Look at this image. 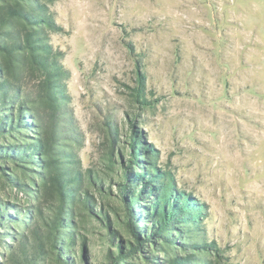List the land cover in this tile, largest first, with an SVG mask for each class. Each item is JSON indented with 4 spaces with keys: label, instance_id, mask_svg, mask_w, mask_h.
Returning <instances> with one entry per match:
<instances>
[{
    "label": "rangeland",
    "instance_id": "1",
    "mask_svg": "<svg viewBox=\"0 0 264 264\" xmlns=\"http://www.w3.org/2000/svg\"><path fill=\"white\" fill-rule=\"evenodd\" d=\"M0 32L10 45L36 33L52 52L48 66L64 70L59 156L38 152L18 163L0 155V264H14L11 246L30 242L39 212L61 206L48 166L57 158L66 173H82L68 187L90 194L96 212L84 199L66 201L72 223L58 236L76 233L64 250L72 263L48 243L37 264H110L114 234L135 241L123 192L131 169L158 171L136 209L145 212L167 185L188 218L173 231L177 243L159 239L129 262L190 255L189 264H264V0H0ZM14 53L0 50V82L33 90L35 101L22 105L33 108L30 117L45 113L44 71L22 47ZM45 136L25 125L0 132V146Z\"/></svg>",
    "mask_w": 264,
    "mask_h": 264
},
{
    "label": "trees",
    "instance_id": "2",
    "mask_svg": "<svg viewBox=\"0 0 264 264\" xmlns=\"http://www.w3.org/2000/svg\"><path fill=\"white\" fill-rule=\"evenodd\" d=\"M18 15L27 17L32 22H38L40 20L49 22L48 18L38 19L37 17L29 16L23 12H19ZM36 35L37 34L34 32L28 33L22 43L10 45L7 42L8 38L6 34L1 35L0 32V50L2 53L4 52L5 56H13L15 54L14 52L20 47L25 51L30 52V55L34 58V62L40 66L42 71H44L43 77L44 81L47 83L44 86L42 95V98L45 100L44 103L48 105L46 108L47 110H45L46 114L34 112V115L30 117L28 111H32L33 108L30 110L28 107H24L22 102L35 101L34 91L24 90L20 85L10 86L7 83L8 80L0 82V90L3 91L2 95H0V111L5 107L11 110V113H4L3 116L0 115V132L6 130L13 131L25 125H38L46 135L45 138L37 139L35 143L31 144L21 143L0 146V155L9 156L11 159L18 161V163H20L19 161L24 160H34L36 155H38V152L43 155H50L53 151L54 155L59 156V153L56 151L57 147L55 146L57 143V127L60 121L58 120L60 117V104L58 103L59 90L57 89L59 86H56V84L60 81L64 70L58 68L59 66L54 62L51 66H48V64L51 63L50 58L52 52L48 50L46 44L41 43V41L35 37ZM42 47L46 49H41ZM2 66L3 64L0 62V69ZM13 98L17 99L15 108L10 106V101ZM139 136L136 135V140L133 145L135 150L138 149L136 144L139 143ZM17 140L18 139H16V141ZM136 152L135 155L138 160ZM48 166L56 167V173L53 175V182L60 195L61 206L56 210L51 209L53 212L48 217H44L42 212H39L37 217H39L40 220L33 221V226L30 228L32 231V238L30 235L28 237L30 242L24 237L19 241L17 246H11L10 259L14 264H37L39 262V255L45 251V247L48 243H51L53 247L58 249V256L63 261L72 263L73 258L69 255V251L66 252V256L64 250L66 247L75 244L76 233L68 232V241L63 239L64 236H58L59 234H63L60 228H68V225L72 223L69 218L72 217L74 211L69 209L65 205V202L69 200L74 204L77 199L80 201L84 199L85 205L96 212L90 194H85V197L82 198L81 194H78L76 191L78 189L81 190L79 186L76 189L68 187L71 179L74 181H80L82 173H66L60 167L59 158L56 160H50ZM154 174H158L157 169ZM154 174L149 172L138 174L132 169L127 174L128 180L132 183L130 186L126 185L125 188H123L125 198L128 202L127 213L129 219L127 221V226L131 231V235H134L135 241L133 242L132 240H129V248L127 243H124L121 237L119 240H116L117 235L114 234L112 236L113 243L117 246L118 251L109 254L110 264H134L129 262L130 259H137L141 252H144L143 249L148 250L149 247L158 243L159 239L161 240L162 238L170 241L172 244L177 243L173 231H176L178 223L185 221L188 216L184 214V208L180 201H172L173 198H179L180 196L177 195L178 193L174 188L168 189L167 185H161L162 190L159 192L162 195L159 194L157 200L154 201L153 205L145 209V212L141 208L136 209L135 207V205L139 203L138 201L141 200L142 194L151 195L152 192L148 191V187L150 182L156 180V175ZM68 175H71L69 180L66 178ZM92 181H94L95 184L97 183L94 177L92 178ZM147 191L149 193H146ZM3 209H6L5 204L0 205V223L3 222L1 215ZM63 214H66V218ZM8 217L11 218L12 216ZM107 218L108 217L106 216V219ZM58 239H61L62 243H59ZM82 244L83 258H86V248H84L85 243L83 240ZM195 246L207 247L208 245L196 244ZM148 259L152 260L153 257H148ZM36 261L38 262L36 263ZM184 261H186V264L193 263L192 256L189 255L185 258L177 257L175 259L169 258L166 264H182Z\"/></svg>",
    "mask_w": 264,
    "mask_h": 264
}]
</instances>
